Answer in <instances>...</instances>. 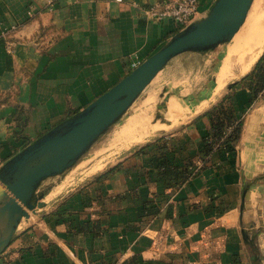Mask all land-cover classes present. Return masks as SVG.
Instances as JSON below:
<instances>
[{
  "label": "crops",
  "instance_id": "1",
  "mask_svg": "<svg viewBox=\"0 0 264 264\" xmlns=\"http://www.w3.org/2000/svg\"><path fill=\"white\" fill-rule=\"evenodd\" d=\"M168 1L0 0L2 159L86 106L130 71L131 59L144 60L176 33L172 18L147 11ZM213 2L198 0L193 20ZM230 42L199 52L213 71L164 91L148 119L126 117L116 133L125 145L113 162L79 185H55L56 194L20 221L0 264H264L255 233L264 204V93L250 102L240 81L257 61L215 91L212 73ZM229 91L242 113L235 153L214 146L203 154L209 111ZM168 92L175 102L158 107ZM162 160L189 177L169 183Z\"/></svg>",
  "mask_w": 264,
  "mask_h": 264
},
{
  "label": "water",
  "instance_id": "2",
  "mask_svg": "<svg viewBox=\"0 0 264 264\" xmlns=\"http://www.w3.org/2000/svg\"><path fill=\"white\" fill-rule=\"evenodd\" d=\"M253 0H214L206 14L192 20L136 67L68 118L55 124L0 166V255L20 221L45 204L40 189L63 173L130 108L173 57L229 43L244 23ZM232 83L229 84L231 87Z\"/></svg>",
  "mask_w": 264,
  "mask_h": 264
},
{
  "label": "rangeland",
  "instance_id": "3",
  "mask_svg": "<svg viewBox=\"0 0 264 264\" xmlns=\"http://www.w3.org/2000/svg\"><path fill=\"white\" fill-rule=\"evenodd\" d=\"M252 3H254V1ZM204 66V56L196 51L184 52L169 60L168 63H166V65L154 77L151 83L142 91L131 109H129V113H125L115 124L110 126L102 135H100L89 150L84 153L71 167L66 169L63 173L49 177L47 187L42 190L47 194L50 189H54L52 191L54 192L55 188L53 187L57 184L60 189L63 188V186L65 187L67 183H70L71 186L79 185L86 181L89 176H92L94 173L104 169L108 164L114 161L117 154L115 151L119 149L117 147L125 145V142H117L120 137H117L116 133L123 126L126 121V117L134 112H137L138 114L147 113L145 118L148 119L149 114L156 108L157 102L160 100L161 94L164 91L176 88L179 89V86L190 81L193 77L198 76L199 73L203 75L204 71L209 73L210 71H213L212 68H204ZM212 74L215 76V73ZM228 95L231 96L232 91H229ZM170 100L175 102L174 96L168 92L158 107L168 103ZM140 106L142 109L139 108ZM137 107L138 109H136ZM140 122L141 120H139V123ZM121 150H123L122 147ZM98 164H101V168L95 170V167L99 166ZM93 166L94 169H92ZM263 180L264 178H261V181ZM261 191L264 203V182L261 185ZM260 217L261 221L257 225L255 233L257 235L260 234L259 243L261 250H258V254L261 255V262H264V204Z\"/></svg>",
  "mask_w": 264,
  "mask_h": 264
},
{
  "label": "trees",
  "instance_id": "4",
  "mask_svg": "<svg viewBox=\"0 0 264 264\" xmlns=\"http://www.w3.org/2000/svg\"><path fill=\"white\" fill-rule=\"evenodd\" d=\"M257 62L252 67L251 71L246 73L242 78L241 82H244L245 86L250 90L251 97L250 102L257 99L264 93V52L258 57ZM233 85V84H232ZM211 114V128L210 132L206 137L203 138V154L212 152L216 144V148H221L224 151H228V154H234V145L237 143L242 126V113L235 111L233 105V99L231 96H226L219 101L210 111ZM240 118V119H239ZM238 120L233 130L220 141L223 136V130L227 123ZM220 141V142H219ZM161 175L169 180V183H181L185 181L190 172L184 169H178L176 165L168 162L167 160L160 161L158 165Z\"/></svg>",
  "mask_w": 264,
  "mask_h": 264
},
{
  "label": "bare ground",
  "instance_id": "5",
  "mask_svg": "<svg viewBox=\"0 0 264 264\" xmlns=\"http://www.w3.org/2000/svg\"><path fill=\"white\" fill-rule=\"evenodd\" d=\"M253 1L254 3L251 5L244 23L230 40L231 42L216 69L215 91L217 92L221 90L226 82L239 78L248 72L263 51L264 0ZM101 164H98L99 166H96L95 170L101 168ZM92 169H94V166ZM54 194H56V190L50 194L48 193L43 201L45 202Z\"/></svg>",
  "mask_w": 264,
  "mask_h": 264
},
{
  "label": "built area",
  "instance_id": "6",
  "mask_svg": "<svg viewBox=\"0 0 264 264\" xmlns=\"http://www.w3.org/2000/svg\"><path fill=\"white\" fill-rule=\"evenodd\" d=\"M198 10H199L198 0H172L165 2L161 5H151L147 9L149 15L155 19L160 20L168 17L172 18L176 22L179 29L189 24L194 19ZM140 62L141 60L138 59L137 57L131 59L129 63L130 70L136 67ZM239 119L233 122H229L225 125L223 130V136L220 138V141L223 140L224 137L233 130L234 126L236 125ZM235 146L236 144L234 145V151H235ZM226 152L228 153L227 150ZM3 162L4 160L0 156V166L2 165Z\"/></svg>",
  "mask_w": 264,
  "mask_h": 264
}]
</instances>
